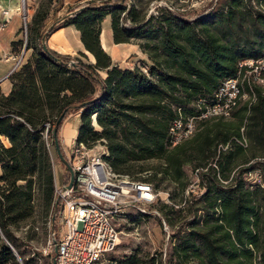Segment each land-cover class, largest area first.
<instances>
[{
	"label": "rangeland",
	"instance_id": "obj_1",
	"mask_svg": "<svg viewBox=\"0 0 264 264\" xmlns=\"http://www.w3.org/2000/svg\"><path fill=\"white\" fill-rule=\"evenodd\" d=\"M49 1L21 0V10L33 15ZM121 7V25L134 34L119 63L144 72L157 63L165 73L152 92L122 99L111 136L96 145L117 172L150 182L157 198L122 205L113 219L119 243L100 264H264V0ZM50 154L55 182L68 186L55 147ZM35 204L16 242L30 264H53L50 216Z\"/></svg>",
	"mask_w": 264,
	"mask_h": 264
},
{
	"label": "trees",
	"instance_id": "obj_2",
	"mask_svg": "<svg viewBox=\"0 0 264 264\" xmlns=\"http://www.w3.org/2000/svg\"><path fill=\"white\" fill-rule=\"evenodd\" d=\"M55 1L52 9L50 5L54 0L47 5L41 3L27 22L26 44L22 37L13 42L15 53H20L24 47L32 53L10 76L11 91L4 94L0 89V264H21V259L23 264L33 261L23 258L14 232L21 231L37 212L36 198L40 200L39 212L44 217L49 218L56 209V182L47 141L54 145L53 130L58 118L64 114L66 119L69 114L79 112L81 123L75 142L91 148L111 136L117 124L114 108L121 107L122 99L152 92L157 87L155 77L165 73L157 63L147 72L139 66L122 68L103 48L102 23L108 16L115 43H129L134 34L121 25L122 0L92 1L78 10V6L70 7V14L62 18L55 16L63 0ZM52 15L53 23L48 27L47 21ZM70 25L80 32L82 44L94 57V62H90L84 52L79 54L86 61L61 55L45 45L52 33ZM93 121L102 129L97 130ZM1 137L7 138L10 145L6 146ZM62 153L66 158L63 150ZM108 159L115 168L110 154ZM66 177L65 185H68L71 175L67 168ZM33 234L30 228L26 237L31 238ZM13 247L17 251H13Z\"/></svg>",
	"mask_w": 264,
	"mask_h": 264
},
{
	"label": "built area",
	"instance_id": "obj_3",
	"mask_svg": "<svg viewBox=\"0 0 264 264\" xmlns=\"http://www.w3.org/2000/svg\"><path fill=\"white\" fill-rule=\"evenodd\" d=\"M22 2L24 4V0ZM21 11L24 21L22 35L26 44L28 16L24 6ZM3 12L4 15L9 13L7 10ZM26 61L24 47L15 55L8 76ZM48 129L49 124L46 138ZM47 145L50 149L54 147L49 141ZM65 155L73 170L74 185L68 188L55 183L56 209L49 218V250L55 264H100L119 243L120 232L113 219L122 205H151L157 193L150 182L117 172L104 146L95 144L88 148L74 141L65 150ZM56 218L57 230L53 224Z\"/></svg>",
	"mask_w": 264,
	"mask_h": 264
},
{
	"label": "crops",
	"instance_id": "obj_4",
	"mask_svg": "<svg viewBox=\"0 0 264 264\" xmlns=\"http://www.w3.org/2000/svg\"><path fill=\"white\" fill-rule=\"evenodd\" d=\"M90 1L92 0H63V6L56 12L55 17L62 18L64 15L70 14V12H68L70 7L78 6L76 9L78 10ZM54 2L56 3L55 0ZM21 6V0H0V89L4 94H8L12 89V81L8 74L15 63V55L18 54L13 51V42L18 41L22 37L24 21ZM6 10L9 11L8 15H4L3 11ZM6 16L9 17L8 21H6ZM27 16L28 22L32 14L29 12ZM52 23L53 15L48 19L47 26L49 27ZM101 43L114 63H117L122 68L131 69L130 67H123L122 64L119 63L120 58L118 56L123 49V45L126 44L114 42L110 16L106 17L102 23ZM45 45L61 55L71 57H76L80 52H84L90 58V62L95 61L94 57L85 50L80 39V32L73 25L62 27L52 33L46 40ZM31 53V49L26 51L27 59L30 57ZM80 123L81 115L79 112L69 114L62 122L59 138L63 152L75 141ZM1 138L6 146L10 145L7 138ZM55 179L57 181V174H55Z\"/></svg>",
	"mask_w": 264,
	"mask_h": 264
},
{
	"label": "water",
	"instance_id": "obj_5",
	"mask_svg": "<svg viewBox=\"0 0 264 264\" xmlns=\"http://www.w3.org/2000/svg\"><path fill=\"white\" fill-rule=\"evenodd\" d=\"M63 120H64V114H62L58 118L57 125L54 128V130H53L54 147H55V150H56V153H57V156H58L59 160L67 168V170L69 171V173L71 175L70 183L67 186L68 188H71L74 185V174H73V170H72V167H71L70 163L68 162V160L65 158V156L62 153L60 141L58 139L59 125L63 122ZM53 264H55V260H53Z\"/></svg>",
	"mask_w": 264,
	"mask_h": 264
}]
</instances>
